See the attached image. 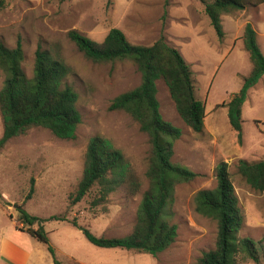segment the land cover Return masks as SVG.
Masks as SVG:
<instances>
[{
	"label": "rangeland",
	"instance_id": "374dc122",
	"mask_svg": "<svg viewBox=\"0 0 264 264\" xmlns=\"http://www.w3.org/2000/svg\"><path fill=\"white\" fill-rule=\"evenodd\" d=\"M0 9V42L14 48L20 41L21 68L32 77L37 46L59 55L71 70L64 84L77 93L81 122L74 140H61L43 128H31L10 140L0 151V248L5 261L21 264H53L45 245L19 229H25L17 206L31 216L53 215L77 219L97 237H124L135 224L145 177L149 143L138 124L122 111H109L118 94L136 87L140 74L130 61L93 63L77 50L69 31L101 42L112 28L120 29L133 44L150 45L162 32L190 65L196 98L205 103L204 128L195 133L179 118L162 80L156 81L157 99L164 120L181 129L173 142L172 163L195 174L174 187L164 219L176 225L175 241L156 256L122 249L98 248L68 221L42 223L60 264H190L214 247L217 225L195 211L193 197L216 186L214 167L228 165L231 182L243 215L237 237L255 242L258 264H264V195L255 192L237 174L239 159H264V77L247 92L241 108L242 142L237 143L226 116V103L238 91L251 65L241 39L235 40L242 12L221 17L224 39H218L204 14L202 0H4ZM206 2L210 0H204ZM254 21L264 15V4L245 8ZM238 32V31H237ZM3 74L0 72V88ZM2 123L0 118V135ZM101 136L119 150L128 163L134 186H118L96 207L91 197L69 205L83 168L88 141ZM33 191L28 199L30 185ZM34 224L32 228H36ZM4 243V244H3ZM15 248L16 251L12 250ZM19 251V254L17 253ZM233 264H255L237 255Z\"/></svg>",
	"mask_w": 264,
	"mask_h": 264
},
{
	"label": "trees",
	"instance_id": "16d2710c",
	"mask_svg": "<svg viewBox=\"0 0 264 264\" xmlns=\"http://www.w3.org/2000/svg\"><path fill=\"white\" fill-rule=\"evenodd\" d=\"M263 3L264 0H202L204 14L218 39L224 37L222 16ZM4 6L5 1L0 0V9ZM67 36L87 60L98 64L130 61L140 74L139 84L111 99L108 110L124 112L146 134L149 143L145 172L148 187L141 195L135 224L127 236L97 237L79 225L76 218L68 221L65 216L53 215L42 219L29 215L17 206L16 212L25 226V229L19 230L43 243L53 264L60 263L42 226L43 222L51 220L68 221L81 231L90 244L98 248L122 249L156 256L169 248L176 238V225L163 216L174 187L195 177L194 173L171 161L173 142L180 138L181 129L163 119L157 99L156 81H163L181 121L193 132L200 133L204 128L205 103L196 98L190 65L169 44L162 32L150 45L131 43L118 28L110 29L101 42L93 41L74 30L69 31ZM240 39L251 69L243 77L238 91L228 102L221 104L226 108L228 124L238 144L242 142V105L248 90L264 75V56L249 23L243 27ZM22 59L20 41L16 42L14 48H7L0 42V72L3 74L0 88V151L10 140L36 127L48 130L58 139L74 140L81 116L76 108L77 93L71 86L64 84L71 74L70 68L59 55L37 46L32 77L28 78L21 68ZM236 170L246 185L264 195V159L256 162L239 159ZM214 176L215 188L200 190L193 197L195 211L216 222L214 247L203 251L190 264H233L237 255L258 264L255 242L237 237L243 215L225 161L216 163ZM126 183L131 188L134 186L123 154L109 140L95 136L88 141L80 179L74 191L68 195L69 205H76L84 198L91 197V192H94L89 205L96 207L106 201L118 186ZM32 191L31 184L26 199ZM34 224H37L35 229L32 228Z\"/></svg>",
	"mask_w": 264,
	"mask_h": 264
},
{
	"label": "crops",
	"instance_id": "0c3cea01",
	"mask_svg": "<svg viewBox=\"0 0 264 264\" xmlns=\"http://www.w3.org/2000/svg\"><path fill=\"white\" fill-rule=\"evenodd\" d=\"M264 4V3H263ZM263 4H261V5H263ZM242 12V14L240 15V16H242V17H240V18H238L239 19V21L240 20H244V22H243V24L241 23V24H239L240 22H238L236 25V32H235V34H234V36L233 37H235V40H238L239 38H240V36H241V34H242V31H243V27L245 26V24L246 23H249L250 25H251V27L254 29V31H255V33H256V42H257V45H258V47H259V49H260V51H261V53L263 54V56H264V15H262V16H259L258 18H256L254 21H252V20H249L248 21V18H247V16H246V11H245V9L243 10V11H241ZM224 30V29H223ZM238 31V32H237ZM224 33L226 34V31L224 30ZM225 36V35H224ZM224 39V38H223ZM264 77V75L262 76V78ZM262 78H260V80L262 79ZM258 84V83H257ZM256 84V85H257ZM255 85V86H256ZM254 87V86H253ZM4 244V243H3ZM12 250H14V251H16L15 250V248H12ZM18 254H19V251L17 252ZM19 255H21V257H22V260H21V264H25L26 263V261H27V256H28V254H25L24 252H20V254ZM7 259H9V258H7ZM6 258H5V256H4V254H3V249L2 248H0V260H3V261H5V260H7ZM10 260V259H9ZM10 261H12V260H10Z\"/></svg>",
	"mask_w": 264,
	"mask_h": 264
}]
</instances>
